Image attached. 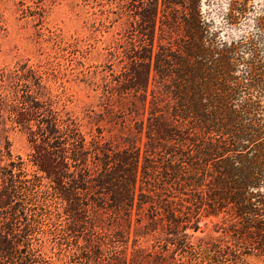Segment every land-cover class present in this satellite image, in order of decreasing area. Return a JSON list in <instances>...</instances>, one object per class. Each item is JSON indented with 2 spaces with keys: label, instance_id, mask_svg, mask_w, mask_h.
<instances>
[{
  "label": "trees",
  "instance_id": "1",
  "mask_svg": "<svg viewBox=\"0 0 264 264\" xmlns=\"http://www.w3.org/2000/svg\"><path fill=\"white\" fill-rule=\"evenodd\" d=\"M154 3L152 0L149 8H155ZM242 13L230 3L225 23L235 24ZM202 26L192 7L188 44L179 56L170 50L165 55L151 51L147 83L133 95L143 112L149 104L145 118L149 155L140 156L134 138L123 148H103L98 141L88 144L74 121L61 122L50 109L44 116L36 98L27 94L21 102L5 101L8 121L29 134L36 174L28 175L19 158L12 160L6 140L0 143V264L5 259L11 264L39 263L34 234L47 226V201L52 198L62 200L68 208L69 233L64 234H89L87 245L79 248L83 264H145L144 257L136 262L128 261L125 254L120 258L118 240L100 235L94 224L86 230L83 219L91 203L92 209L108 208L130 224L134 205L140 210L148 204L146 220L151 231L160 226L166 234L184 236L190 221L181 210L182 200L175 203L176 196L163 185L188 190V211L193 207L194 217L200 212L213 217L223 214L231 233L249 239L255 236L264 247V68L248 40H220L216 34L207 38ZM256 27L264 41L263 17L256 19ZM244 49L247 58L242 56ZM174 64L180 71L172 76ZM239 65L241 72L237 71ZM151 70L160 89L151 90L149 99ZM1 100L0 92V106ZM131 106L129 113L138 114L140 107ZM1 112L0 107V139ZM143 127L142 121L139 133ZM163 143L169 158L164 160L162 171H157L153 159L161 156L157 150ZM152 184L161 185L162 192L142 186ZM149 193L155 194L156 200ZM191 228L198 230L197 220ZM60 231L55 227L54 234ZM178 245L188 248L184 242ZM190 250L199 264H237V252H228V248L224 252L218 244Z\"/></svg>",
  "mask_w": 264,
  "mask_h": 264
},
{
  "label": "rangeland",
  "instance_id": "2",
  "mask_svg": "<svg viewBox=\"0 0 264 264\" xmlns=\"http://www.w3.org/2000/svg\"><path fill=\"white\" fill-rule=\"evenodd\" d=\"M151 1L0 0V76L3 75L0 79L3 123L0 143L7 141L12 160L19 158L28 175L36 174L31 163L33 144L26 130L8 121L5 107V101L21 102L25 94L36 98L44 116L50 109L61 122L74 121L88 144L98 141L103 148H123L134 138L140 156L150 154L145 137L149 104L143 112L133 95L147 83L145 72L151 51L165 55V51L170 50L171 54L179 56L180 50L188 44V18L192 7L203 24L205 37L216 34L220 40H248L264 68V41L259 39L256 27V19L264 18V0H154L155 8H149ZM230 3L243 11L233 25L224 20ZM243 52V58L249 57L247 49ZM242 69L239 65L237 71ZM179 71V65H172V76ZM158 81L151 70L148 98L151 90L160 89ZM132 103L140 107L138 114L129 113ZM162 107L160 103V110ZM142 121L144 127L139 133ZM166 145L163 143L157 150L161 156H154L157 171H162L164 160L169 158ZM42 184L47 186V181L42 180ZM142 186L157 194L162 192L161 185ZM163 186L176 196L175 203L180 204L182 200L181 210L190 221L184 236L166 234L160 226L151 231L146 220L148 204L140 210L134 205L128 224L113 210L97 211L89 203L83 228L87 230L94 224L100 235L115 237L116 246L122 251L119 257L125 254L128 261L136 262L144 257L145 264H199L200 260L196 263L190 248L196 251L199 245L218 244L224 252L227 248L228 252H237V264H264V247L258 245L255 236L249 239L231 233L223 214L213 217L200 212L194 217V208L188 211V190ZM149 194L154 198L155 194ZM46 212L47 226L40 234H34L35 255L40 257L37 264H83L79 248L87 245V231L63 233L69 229L70 220L66 215L68 208L60 199L47 201ZM195 220L196 232L191 228ZM55 227L61 231L54 234ZM117 231L121 234H114ZM181 242L188 244V248L178 245ZM2 264L11 262L5 259Z\"/></svg>",
  "mask_w": 264,
  "mask_h": 264
}]
</instances>
